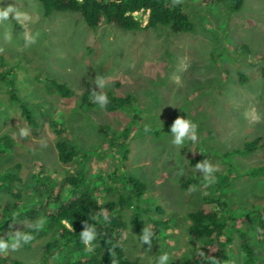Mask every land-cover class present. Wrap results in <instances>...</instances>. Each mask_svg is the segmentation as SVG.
<instances>
[{
	"label": "rangeland",
	"instance_id": "rangeland-1",
	"mask_svg": "<svg viewBox=\"0 0 264 264\" xmlns=\"http://www.w3.org/2000/svg\"><path fill=\"white\" fill-rule=\"evenodd\" d=\"M9 4L29 11V5L34 6L40 20L29 29L42 33L36 45L23 48L19 37L24 28L13 19L7 25L13 30V43L0 54L4 76L0 79V138L8 137L11 145L5 149L0 144V173L16 166L21 180L14 182L16 187L24 190L34 185L39 167L54 182L81 167L86 185L103 205L126 193L125 177L137 179L145 187L143 194L139 200L131 199L120 214L126 223L125 255L139 264H159L165 253L167 264H192L200 243L187 234V215L201 207L204 195L226 202V219L242 222L251 211L264 210V145L250 154L235 153L249 141L264 140V0H242L237 11L227 8L226 2L183 0L192 30L179 34L165 26L145 28L144 12L136 14L142 21L140 30L126 31L107 23L92 29L77 13L45 14L38 0H0V6ZM4 31L0 27V44ZM97 75L113 76L107 95L129 96L130 105L106 112L93 103L90 94L99 88L90 81ZM177 76L179 83L174 81ZM54 83L64 84L72 95L61 97ZM84 95L88 106L81 103ZM22 106L37 127L25 122ZM252 109L260 117L258 122L251 119ZM178 117L199 125L195 143L172 144L171 126ZM51 121L62 124L76 147L68 165L57 159ZM20 127L32 129L31 136L14 137ZM101 128L107 130L108 138ZM40 139L47 141L46 148L40 146ZM205 159L219 166L215 184L208 185L202 173L193 172L195 164ZM181 167L183 177L176 174ZM189 178L202 179L195 184L196 191H189L191 186L183 189ZM22 195L23 202L32 200L25 191ZM14 202L0 191V236L26 232L29 227L23 221H35L21 217L20 208L16 213L8 211ZM155 220L161 222L162 230L151 249L145 248L140 236ZM239 222L235 226L245 230L249 243L264 252L255 224ZM233 224L229 223L224 237L230 242L222 261L244 264ZM52 239L51 234L42 233L29 248L22 246L7 257L38 264Z\"/></svg>",
	"mask_w": 264,
	"mask_h": 264
},
{
	"label": "trees",
	"instance_id": "trees-1",
	"mask_svg": "<svg viewBox=\"0 0 264 264\" xmlns=\"http://www.w3.org/2000/svg\"><path fill=\"white\" fill-rule=\"evenodd\" d=\"M45 14L56 12H73L81 16L87 27L95 29L103 23L114 25L126 31L140 30L142 21L136 17V13H147L145 28L165 26L172 33H186L192 30V24L184 4H173L172 0H38ZM202 4L221 5L228 3L229 9L237 11L242 0H199ZM0 58V68L2 65ZM4 76L0 72V79ZM245 81V80H244ZM54 87L60 96L68 98L72 95L70 89L64 84L54 83ZM110 103L104 110L114 112L116 109L125 108L130 105V97L117 98L107 95ZM82 105H89L86 95L82 97ZM22 117L25 122L32 127H37L38 123L32 119L29 111L22 106ZM52 134L56 137L55 149L57 159L60 164H70L76 155V147L70 139L62 124L51 121L49 123ZM105 138L108 132L104 128L100 129ZM8 149L11 145L8 137L0 138V144ZM259 145H264L262 138H257L245 143L241 150L235 153L243 155L254 152ZM125 156V150L123 153ZM83 158H87L84 154ZM16 166L0 173V191H6L15 199V202L8 207V211L20 208L21 217L37 220H45L44 228L40 231H33L30 227L26 232H30L34 238L42 233L51 234L52 240L49 241L44 249L42 259L38 264H49V261H58L59 264H139L129 260L125 255L124 237L126 223L124 222L120 210L124 209L131 199L139 200L143 194L144 185L133 177H125L127 185L126 193L121 194L117 201L106 202L101 205L97 202L93 192L85 183L83 169L80 167L64 177L60 182H54L50 177L44 176L43 168L39 167L37 181L34 185L24 190L15 186L14 182H21L16 174ZM201 178H189L182 184L183 189L198 184ZM22 191L31 194V197L22 201ZM227 204L219 197L204 195L202 205L198 210L188 213L189 226L187 234L189 237L200 243L197 252L203 251L204 255L194 256L192 264H212L213 258L220 264H225L222 257L226 254V247L229 238L224 240L226 231L229 229L230 222L240 240V249L243 254L244 264H264V252L259 253L250 243L244 229L235 226L239 219H226L224 213L227 211ZM108 220H104L101 212H105ZM98 216V221L91 219ZM18 216V215H17ZM19 217V216H18ZM241 218V217H240ZM12 219V218H11ZM96 226L98 238L95 241L93 252H86L85 246L81 243L79 234L83 231V224L86 220ZM10 220V219H9ZM233 220V221H231ZM68 221L73 226V231L62 223ZM251 221L256 228L264 230V210H254L242 217V222ZM239 222V223H242ZM7 223H10L8 221ZM132 224L138 227L136 219ZM239 228V229H238ZM154 237L151 247L160 234L161 222L155 220L151 227ZM259 233H257L258 237ZM34 240V239H33ZM32 240V242H33ZM260 240V239H259ZM31 242V243H32ZM264 245V240H260ZM30 244L23 245L29 248ZM115 246V247H114ZM145 248L149 245L143 244ZM0 264H24L18 260H11L7 256H0Z\"/></svg>",
	"mask_w": 264,
	"mask_h": 264
},
{
	"label": "clouds",
	"instance_id": "clouds-1",
	"mask_svg": "<svg viewBox=\"0 0 264 264\" xmlns=\"http://www.w3.org/2000/svg\"><path fill=\"white\" fill-rule=\"evenodd\" d=\"M173 4H181L183 0H172ZM29 10L23 9L22 6L16 7L12 4H9L7 7L0 6V27H4L5 31L3 32V43L0 44V54H3L6 51L5 45H11L14 40L13 30H9L7 25L13 19L16 20L23 28L24 32L19 37L20 40L23 41V48H29L36 45L40 39L42 33L39 30L31 31L29 29L30 24H36L40 20L39 12L36 11L35 7L31 4L29 5ZM185 66L182 65V69ZM114 79L113 76H101L97 75L94 81H90V83H94L99 91L93 90L90 94L92 102L97 104L101 109H104L110 103L109 98L105 89L108 87L110 82ZM179 77H174V81L179 83ZM253 115L251 117L253 122H258L260 117L255 114V109H252ZM246 118L248 117V113L245 114ZM198 127L199 125L193 120L183 117H178L174 120V123L171 126V136L172 144L174 146H182L185 141H191L195 143L198 140ZM31 130L28 127H20L18 128V133H13L14 137L19 136L20 138H27L31 136ZM149 129L146 127L145 131ZM40 146L42 148H46L47 141L44 139H40ZM202 173L204 181L207 182L208 185L215 184L217 182V177L215 175L216 172L219 171V166L214 165L210 160L205 159L202 162L195 164L193 172ZM178 176L183 177L185 175L184 168H180L176 173ZM196 186L193 185L190 187L189 191H196ZM99 215H103L104 220H108V216L105 212H101ZM92 220L98 221V216L94 215L91 217ZM23 223L30 227L33 231H40L44 228L45 220L43 218L39 220H35L34 222H29L27 220L23 221ZM69 230L73 231V226L68 223V221H62ZM15 224V223H12ZM256 233H259L258 239L264 240V230L259 228L256 229ZM98 230L96 226L92 223H89L87 219L83 224V231L79 234L81 243L85 246L86 252H93L96 245L95 241L98 238ZM154 237V232L151 229V226H146L143 229V234L140 236V240L143 244L149 245V249H151V242ZM34 236L30 232H22L19 230L10 231L6 237L0 236V256H7L10 252L18 251L23 245L30 244ZM115 247V246H114ZM197 255L203 256V251L197 252ZM169 260V255L165 253L164 255L159 257V264H167ZM212 264H220L218 260L213 258Z\"/></svg>",
	"mask_w": 264,
	"mask_h": 264
},
{
	"label": "built area",
	"instance_id": "built-area-1",
	"mask_svg": "<svg viewBox=\"0 0 264 264\" xmlns=\"http://www.w3.org/2000/svg\"><path fill=\"white\" fill-rule=\"evenodd\" d=\"M138 13H140V12H138ZM138 13H136V14H138ZM136 14H135V15H136Z\"/></svg>",
	"mask_w": 264,
	"mask_h": 264
}]
</instances>
